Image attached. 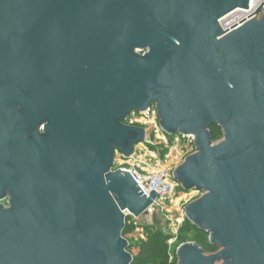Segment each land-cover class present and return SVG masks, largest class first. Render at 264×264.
Instances as JSON below:
<instances>
[{
    "label": "water",
    "instance_id": "obj_1",
    "mask_svg": "<svg viewBox=\"0 0 264 264\" xmlns=\"http://www.w3.org/2000/svg\"><path fill=\"white\" fill-rule=\"evenodd\" d=\"M249 2L0 0V264L132 263L126 216L157 195L113 160L151 103L195 139L173 179L203 193L185 219L218 249L182 244L177 264H264V10L225 33L262 3L219 25Z\"/></svg>",
    "mask_w": 264,
    "mask_h": 264
},
{
    "label": "built area",
    "instance_id": "obj_2",
    "mask_svg": "<svg viewBox=\"0 0 264 264\" xmlns=\"http://www.w3.org/2000/svg\"><path fill=\"white\" fill-rule=\"evenodd\" d=\"M260 3H262L261 9L256 11ZM263 10L264 0H250L248 9H237L220 19V28L225 31L256 11L249 18L226 31L225 33L227 34L253 18L255 20L261 19ZM125 124L143 128L145 133L143 143H146L150 147L155 146V144H152V141L148 140L147 129L152 127L151 137L159 138L157 143L166 153L160 166L153 167L142 158V150H136L134 147L133 154L127 159L115 153L112 170L127 172L146 197H148L150 191L155 192L157 199L152 202L146 212H150L155 208H162L164 202L170 200L174 196L176 189L179 188V185L173 179V171L177 166H173V163H168V160L171 158L173 152L175 153V160H178L183 148H189L193 154L195 152V139L192 135H170L163 132L159 125V117L154 103H151L145 111L139 113L131 112ZM180 162H183V160L180 159Z\"/></svg>",
    "mask_w": 264,
    "mask_h": 264
},
{
    "label": "rangeland",
    "instance_id": "obj_3",
    "mask_svg": "<svg viewBox=\"0 0 264 264\" xmlns=\"http://www.w3.org/2000/svg\"><path fill=\"white\" fill-rule=\"evenodd\" d=\"M147 131L148 140L152 141V144H155V146L150 147L146 143H141L140 145L135 146V148L136 150H142V158L147 164L153 167H158L164 160V154L162 153L164 150L157 143L159 138L151 137L152 127L148 128ZM221 139L222 136L218 141ZM191 154L192 153L189 148H183L178 160H175V153L173 152L171 158L168 160V163H173V166L178 167L183 163L180 162V159L184 161V159ZM202 194V192H197L194 190L183 191L181 189H176L174 196L170 200L164 202L162 208H155L150 212H145L138 218L127 215L126 220L128 224L134 229L130 231V233L124 239L132 246V253L135 254L136 252L134 249L135 244L145 238V232L141 229L144 227H148L152 232H158L163 236H169L170 240L167 244L171 259L176 257L175 253L180 245L185 243L195 244V236L200 237L201 241L206 242L208 240V234L203 233L202 235H199L194 230H191L188 233L179 231L185 221L184 208L188 204L199 199ZM217 252L218 249L210 251L205 250L203 254L210 256L216 254Z\"/></svg>",
    "mask_w": 264,
    "mask_h": 264
},
{
    "label": "trees",
    "instance_id": "obj_4",
    "mask_svg": "<svg viewBox=\"0 0 264 264\" xmlns=\"http://www.w3.org/2000/svg\"><path fill=\"white\" fill-rule=\"evenodd\" d=\"M210 135L213 143L217 142L221 138V136H223L221 129L215 126L210 128ZM162 153L165 154V151H162ZM178 189L181 188L179 187ZM133 229L134 228H132L125 219V229L123 231V238H125ZM141 229L145 232V238L135 244V254L132 253V246L130 244H128L127 246V251L131 254L133 258L131 264H177L176 257L171 259L169 256L167 244L170 240L169 236H163L158 232H152L148 227H144ZM191 230H194L199 235L205 233L192 226L185 219L179 231L188 233ZM194 241L195 244L203 252L205 250L210 251L216 249L209 245L208 240L206 242H203L198 236L194 237Z\"/></svg>",
    "mask_w": 264,
    "mask_h": 264
},
{
    "label": "flooded vegetation",
    "instance_id": "obj_5",
    "mask_svg": "<svg viewBox=\"0 0 264 264\" xmlns=\"http://www.w3.org/2000/svg\"><path fill=\"white\" fill-rule=\"evenodd\" d=\"M39 131L42 133L43 125L39 127ZM0 205L7 207L8 206V198H4L0 201Z\"/></svg>",
    "mask_w": 264,
    "mask_h": 264
}]
</instances>
